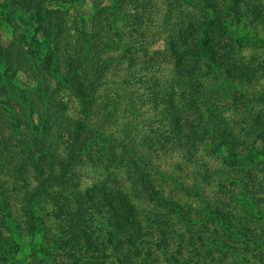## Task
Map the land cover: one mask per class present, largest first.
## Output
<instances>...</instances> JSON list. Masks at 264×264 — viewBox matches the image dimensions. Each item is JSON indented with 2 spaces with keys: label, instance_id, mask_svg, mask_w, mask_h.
Segmentation results:
<instances>
[{
  "label": "rangeland",
  "instance_id": "rangeland-1",
  "mask_svg": "<svg viewBox=\"0 0 264 264\" xmlns=\"http://www.w3.org/2000/svg\"><path fill=\"white\" fill-rule=\"evenodd\" d=\"M205 2L67 0L47 4L68 12L65 48L76 43L78 33L96 34L101 63L107 66L96 95L102 102L109 101L111 115L95 117L96 129L104 138L93 157H86L78 167L79 188L57 189L49 201L35 206V217L51 231L57 246L50 247L41 231H25V225L24 231L16 224L10 231L0 214V264H86L84 257L90 254L80 252V245L61 242L68 230L54 199L60 197L76 214L77 202L85 201L89 191L97 199L107 193L116 206L126 199L135 224L140 225V231L136 228L132 235H121L108 223L106 214L94 211L100 216L94 217L100 240L94 253L98 264H148L147 253L154 264H264V0H210L216 8L214 16L200 10ZM251 7H256L254 12L248 11ZM7 12L14 15L19 33L30 34L35 28L26 13L10 6V0H0V37L5 46L14 39L5 20ZM183 26H192L199 38L211 28L213 42L225 46L252 73L244 79L222 75L220 80L208 82L200 78L207 82L204 89L196 79L178 77L174 63L163 55L172 32ZM146 62L174 91L181 114L195 126L201 119L207 121L211 105L219 108L235 138L231 147L237 149L236 156H245L243 164L228 165L224 158L235 159L234 151H218L207 137L193 141L185 150L163 141L148 92L144 97L143 82L150 78ZM18 81L25 89L33 88L28 76L20 74ZM60 99L67 113L77 118L76 98L62 90ZM122 146L147 157L155 187L175 205L176 212L133 192L120 161ZM7 185L12 218L26 220L19 193L8 181ZM221 218L225 223L221 224ZM111 233L120 242H109ZM122 244L128 260L119 256ZM47 246L52 248L49 261L40 251Z\"/></svg>",
  "mask_w": 264,
  "mask_h": 264
},
{
  "label": "trees",
  "instance_id": "trees-1",
  "mask_svg": "<svg viewBox=\"0 0 264 264\" xmlns=\"http://www.w3.org/2000/svg\"><path fill=\"white\" fill-rule=\"evenodd\" d=\"M65 1L10 0V6L26 13L35 28L30 34L19 33L20 26L13 11L7 12L5 20L14 31V39L5 46L0 37V214L10 231L16 224L20 231H24L22 225H25V231L45 233L44 238L50 247H56L57 241L48 228L40 225L42 221L35 217V206L49 201L50 197L56 195L57 189L79 188L76 171L83 159L93 157L104 138L96 129L95 117L102 113L107 118L111 115V111H108L111 108L109 101L102 102L96 95L107 70L99 57L96 34L90 31L78 33L76 43L65 48L68 12L47 7L49 2ZM206 1L200 10L214 16L216 8L210 4V0ZM254 8L248 11L254 12ZM210 29H203L205 35L200 38V34L195 35L192 26H183L172 32L163 56L174 63L178 77L196 79L195 83L202 89L208 87L206 81H213V78L220 80L222 75L226 79L248 77L252 71L241 59H235L225 46H217ZM145 64L146 75L150 78L143 82L146 90L144 97L148 92L149 104H153L161 134L163 131V141L165 139L167 143L185 150L193 141L196 143L202 137H207L218 151L230 148L236 153L237 149L231 147L235 140L233 132L216 105L209 108L207 121L201 119L195 126L190 120L184 119L174 91L156 77L150 62ZM20 74L29 77L33 88L25 89L19 85ZM200 78L206 81L202 83ZM62 90L76 98L80 110L77 118L67 113V106L60 99ZM122 147L124 151L120 161L133 192L138 196L147 195L158 205L175 211V205L155 187L154 178L148 171L147 157L131 147ZM237 156L230 160L224 158V161L233 167L240 166L245 156L243 153ZM7 181L19 193L27 216L24 221L12 218L11 189ZM94 194L89 191L85 201L77 202L76 214L70 211L68 204L61 202L60 197L54 199L68 230V237H62L61 242L65 245L71 242L80 245V252L90 254L86 259L84 257L86 264H98V258L94 256L100 242L96 237L98 231L94 229V217H100L98 214H106L108 223L121 235L128 232L132 235L136 228L140 231V225L138 222L135 224L126 199H120L116 206L114 197L107 193L98 199L97 194ZM223 223L225 220L221 218ZM159 229L162 227L159 226ZM109 242L114 244L120 240L111 233ZM50 247L40 250L48 257V261L52 257ZM122 247L125 249V245L118 248L121 251L119 256L128 260ZM145 262L154 264L149 253ZM39 264H44V261Z\"/></svg>",
  "mask_w": 264,
  "mask_h": 264
}]
</instances>
